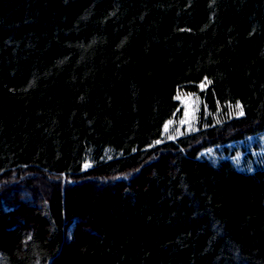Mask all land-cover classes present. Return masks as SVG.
<instances>
[{"label":"trees","instance_id":"1","mask_svg":"<svg viewBox=\"0 0 264 264\" xmlns=\"http://www.w3.org/2000/svg\"><path fill=\"white\" fill-rule=\"evenodd\" d=\"M263 135L264 0H0V264H264Z\"/></svg>","mask_w":264,"mask_h":264},{"label":"rangeland","instance_id":"2","mask_svg":"<svg viewBox=\"0 0 264 264\" xmlns=\"http://www.w3.org/2000/svg\"><path fill=\"white\" fill-rule=\"evenodd\" d=\"M177 101L180 103V108L182 111L181 116L176 119L172 118L171 120L165 123V125L163 126L162 139L165 138V135H167V133H169L168 134L169 140H173L175 137H178L184 133H190L196 129V113L198 110V101H196L194 98L190 96H177ZM165 126H167V130ZM263 136L261 137V139L264 138ZM249 140L251 141V145H253L252 141L254 140V137H250ZM254 152L256 151L251 149V153H254ZM242 154L239 157H237L236 160L238 162H242L241 160V158H243ZM48 183H51V182L49 181ZM37 187H38L37 197L39 196L38 199H41L44 196H50V189L48 188L49 186L46 185V183L42 184L41 182V184H37ZM90 187L92 188L99 187V183H92ZM105 187H108V186H105ZM9 193L10 194L8 197H11L15 194L13 192H9ZM18 194L20 195L23 202H24V198L27 197L28 195L25 193V191L22 188L19 190ZM8 199L9 198H6L7 201ZM31 199H32L31 197L30 199L27 197V203H31L33 200Z\"/></svg>","mask_w":264,"mask_h":264},{"label":"snow or ice","instance_id":"3","mask_svg":"<svg viewBox=\"0 0 264 264\" xmlns=\"http://www.w3.org/2000/svg\"><path fill=\"white\" fill-rule=\"evenodd\" d=\"M201 87H203V85H201ZM236 108H238L239 109V115L240 116H243L244 115V109H243V107L239 104V102H237V104H236ZM165 128H166V130H167V126H165ZM91 165H89V164H85L84 165V168L85 169H87L88 167H90Z\"/></svg>","mask_w":264,"mask_h":264}]
</instances>
